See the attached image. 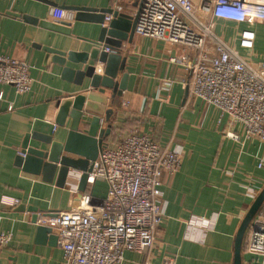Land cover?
<instances>
[{"label": "crops", "instance_id": "crops-1", "mask_svg": "<svg viewBox=\"0 0 264 264\" xmlns=\"http://www.w3.org/2000/svg\"><path fill=\"white\" fill-rule=\"evenodd\" d=\"M52 6L118 9L129 15H135L137 8L129 0H0V54L31 64L33 80L30 92L24 94L0 85V229L13 234L12 242L0 252V264H63L64 253L53 234L38 240L36 214L54 217L77 206L83 195L104 198L108 193L103 180L80 192L78 173H71L65 185L59 186L57 178L47 182L17 165L28 134L38 132L65 141L71 121L67 128L54 130L44 125L45 118L52 107L58 113V99L88 88V82L79 86L64 79L62 69L46 60L42 47L86 51L102 28L74 21L70 27L75 36L70 38L26 19L51 21ZM214 25L216 33L242 56L255 63L264 60V23L215 20ZM246 35L253 40L252 46L245 45ZM121 54L129 75L128 89L107 103L113 114L105 148H115L135 131L163 146L175 136L182 165L175 178L162 186L164 221L154 248L149 253L127 252L120 264H163L169 258L175 259L174 264H234L238 231L264 188V169L258 168L264 144L229 138L228 130L241 135L239 126L229 129L228 118L221 119L216 108L187 100L181 67L194 59L188 48L135 33ZM106 127L102 118L101 128ZM8 200L19 202L9 205ZM263 209L264 205L245 233L241 264H264V256L248 252L251 224Z\"/></svg>", "mask_w": 264, "mask_h": 264}, {"label": "built area", "instance_id": "built-area-1", "mask_svg": "<svg viewBox=\"0 0 264 264\" xmlns=\"http://www.w3.org/2000/svg\"><path fill=\"white\" fill-rule=\"evenodd\" d=\"M129 1L137 4V35L194 52V59L181 67L187 100L216 108L221 119L228 118L229 129L239 126L241 135L228 130L229 138L264 144V60L255 63L242 56L216 33L214 25L215 20L264 23V0ZM75 17L72 9H49V19L57 23L70 25ZM111 19L107 16L104 25ZM244 43L252 46L250 35ZM31 69L27 62L0 54V85L13 86L19 94L30 92ZM56 116L57 108L52 107L44 125L57 130ZM181 165L182 151L175 136L163 146L135 131L115 148L103 149L88 173L89 185L97 180L107 183L104 198L83 195L71 210L41 217L37 224L59 231L63 264H120L127 252L149 253L164 221L162 186L175 178ZM258 168L264 169V157ZM18 202L8 200L6 204ZM12 238L11 232L0 229V252ZM248 252L264 256V209L251 224ZM174 263L175 259L169 258L163 264Z\"/></svg>", "mask_w": 264, "mask_h": 264}, {"label": "water", "instance_id": "water-1", "mask_svg": "<svg viewBox=\"0 0 264 264\" xmlns=\"http://www.w3.org/2000/svg\"><path fill=\"white\" fill-rule=\"evenodd\" d=\"M59 7L75 10V21L102 25L98 39L89 40L92 45L89 50L67 52L50 46L42 47L46 52V60H50L62 69L64 79L74 81L79 86L88 82V88L56 101L57 126L67 128L69 120L71 121L65 141H57L53 136L38 132L28 134L21 150L22 155L17 157V165L25 172L42 176L47 182H53L57 178L59 186L65 185L71 173H78V190L84 192L88 186V173L92 171L93 163L106 147V139L111 134L113 110L107 108V103L109 99L114 100L117 96H123L128 89L129 75L125 72L126 62L121 51L125 43L133 42L137 15H129L118 9ZM98 12L101 14L96 16L95 13ZM108 15L112 16V19L104 25ZM26 19L63 36L70 38L75 36L68 24L33 17ZM107 91H111L112 95L108 96ZM186 93L188 94V87ZM102 118L107 122L106 128H101ZM31 142L37 145L32 146ZM263 205L264 188L246 214L238 231L234 264H241L245 233ZM35 211L38 212L37 209ZM39 219V215L36 214L33 222L37 223ZM46 233L53 234L55 240L59 241V231L56 228L38 224L39 241H45Z\"/></svg>", "mask_w": 264, "mask_h": 264}]
</instances>
